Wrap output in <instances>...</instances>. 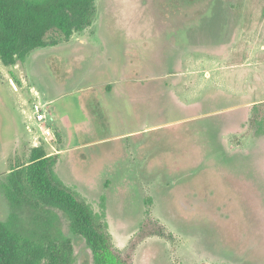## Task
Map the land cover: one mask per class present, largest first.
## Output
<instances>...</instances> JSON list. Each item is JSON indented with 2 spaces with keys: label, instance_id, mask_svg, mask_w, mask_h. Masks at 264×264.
Masks as SVG:
<instances>
[{
  "label": "rangeland",
  "instance_id": "obj_1",
  "mask_svg": "<svg viewBox=\"0 0 264 264\" xmlns=\"http://www.w3.org/2000/svg\"><path fill=\"white\" fill-rule=\"evenodd\" d=\"M45 39L0 61V184L41 147L131 264H264V0H95L89 28ZM110 77L127 95L115 119L103 85L76 88Z\"/></svg>",
  "mask_w": 264,
  "mask_h": 264
},
{
  "label": "trees",
  "instance_id": "obj_2",
  "mask_svg": "<svg viewBox=\"0 0 264 264\" xmlns=\"http://www.w3.org/2000/svg\"><path fill=\"white\" fill-rule=\"evenodd\" d=\"M94 13L95 0H0V61L6 66L23 61L47 45L48 33L67 38L89 28ZM30 156L13 165L0 184L10 207L9 217L0 220V264H74V246L81 242L92 264H131L113 248L100 216L55 174L56 155L32 147ZM81 264H88L86 255Z\"/></svg>",
  "mask_w": 264,
  "mask_h": 264
},
{
  "label": "crops",
  "instance_id": "obj_3",
  "mask_svg": "<svg viewBox=\"0 0 264 264\" xmlns=\"http://www.w3.org/2000/svg\"><path fill=\"white\" fill-rule=\"evenodd\" d=\"M96 49H95V53H96V56L95 57H93L94 59H95V63H99V71L100 70H102L103 68H101L100 67V64H103V65H101V66H105L106 64L104 63V62H101V61H104V59H106L107 58V51H106V49H107V47H105L103 50H101V49H98V47H95ZM111 54H112V51H111ZM208 58H212V56H210V57H208ZM89 60V59H88ZM87 60V61H88ZM213 63V62H212ZM211 63V65H213L211 68H209L210 70L211 69H213V70H215V71H213V72H216L217 73V71H220V70H222V66H220V64L219 63H214V64H212ZM103 71V70H102ZM215 73V74H216ZM198 74L197 73H195V71H193V72H191L190 74H189V76H191V77H196ZM204 76H205V79H212V71H209V70H206L205 71V73H204ZM151 77H154V76H151ZM113 79H118L117 81H118V91H113L112 90V87L114 88V86L112 85V80ZM79 80H81V79H79ZM80 83H78V84H80V85H78V84H76L77 86H76V88H78L79 87V89H85V88H87V89H90V88H92V86H95V85H103L104 86V88H106V96H104L106 99L105 100H107V99H109L107 102H105V101H103L104 103H103V105H101V106H103V108L104 109H112V111H111V116H110V118L111 119H115V115L116 114H118V115H120L121 116V111H119V109H126V105H124V106H122V102H123V100H125L126 99V97H127V95H126V92H125V88H124V86L122 85L123 84V82H124V79L123 78H115V77H110V78H107V79H105V81H100V82H98V83H95V82H93V83H90V82H86V83H83V82H81V81H79ZM120 91V92H119ZM103 97V98H104ZM125 97V98H124ZM40 102H36V103H34V104H38L39 106H40V104H39ZM112 103H113V105H112ZM124 103V102H123ZM34 106V105H33ZM128 106V108L130 107L129 105H127ZM131 109H133L132 107H130ZM160 108V113L159 114H161L162 115V113L164 114V112H167V111H171V110H174V109H176L179 113H188V111L189 110H191V109H186V110H188V111H184L183 109H178V108H175L174 107V109H161V107L159 106H157V107H154V108H152V109H159ZM34 109V108H33ZM114 109V110H113ZM149 109V108H148ZM34 111H35V109H34ZM108 111V110H107ZM175 111V110H174ZM189 113H190V111H189ZM193 113H196V112H193ZM44 115V114H43ZM122 117V116H121ZM183 119H186L185 117L183 118V117H181L180 119H178V120H176V121H180V120H183ZM124 120V119H123ZM123 120H121V118L119 119V122H122ZM38 122V121H37ZM39 123V122H38ZM130 126V125H129ZM158 125H155V126H150L149 128H151V127H157ZM143 129H147V127L146 126H141V127H135V128H133V131H130L129 133H131V132H134V131H139V130H143ZM120 135H122V134H120Z\"/></svg>",
  "mask_w": 264,
  "mask_h": 264
},
{
  "label": "built area",
  "instance_id": "obj_4",
  "mask_svg": "<svg viewBox=\"0 0 264 264\" xmlns=\"http://www.w3.org/2000/svg\"><path fill=\"white\" fill-rule=\"evenodd\" d=\"M33 108L35 109V119L39 122L42 121L45 117L43 115V113L41 112V109L39 107L38 104H34ZM42 128V126H40ZM46 135L50 134V130L48 128H45L44 131ZM36 145L38 146V144L36 143Z\"/></svg>",
  "mask_w": 264,
  "mask_h": 264
},
{
  "label": "flooded vegetation",
  "instance_id": "obj_5",
  "mask_svg": "<svg viewBox=\"0 0 264 264\" xmlns=\"http://www.w3.org/2000/svg\"><path fill=\"white\" fill-rule=\"evenodd\" d=\"M103 71H105L104 69H102ZM160 109V108H159ZM161 109H170L169 107H162L161 106ZM165 113V112H164ZM163 114V113H162ZM203 244H204V247L206 248V246H207V243L206 242H203Z\"/></svg>",
  "mask_w": 264,
  "mask_h": 264
}]
</instances>
